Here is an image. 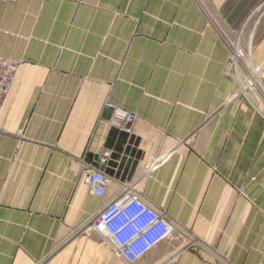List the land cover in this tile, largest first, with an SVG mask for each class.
<instances>
[{"label": "crops", "instance_id": "obj_1", "mask_svg": "<svg viewBox=\"0 0 264 264\" xmlns=\"http://www.w3.org/2000/svg\"><path fill=\"white\" fill-rule=\"evenodd\" d=\"M208 4L0 0V57L19 62L0 109V264H50L61 245L79 249L69 264H128L84 228L122 189L187 235L135 264H264V123L208 20L242 29L264 67V0ZM106 102L137 116L131 135ZM104 153L107 199L83 183Z\"/></svg>", "mask_w": 264, "mask_h": 264}, {"label": "built area", "instance_id": "obj_2", "mask_svg": "<svg viewBox=\"0 0 264 264\" xmlns=\"http://www.w3.org/2000/svg\"><path fill=\"white\" fill-rule=\"evenodd\" d=\"M221 39V33L216 29ZM230 32V31H229ZM235 39V38H234ZM228 52V70L234 75L237 83L235 96L246 100L261 116L264 123V67L253 64L251 57L239 44L229 39H222ZM19 62L0 57V109L18 71ZM239 69L244 71L240 74ZM105 107L111 110L109 125L117 130L131 135L132 125L137 120L134 113L127 112L110 102ZM109 159V154L104 153L98 159L99 169H87L83 176V183L89 191L97 197L107 199V189L112 180L103 171ZM122 196L124 199L120 200ZM113 200L107 201L103 207L95 213L87 222L86 226L105 235L111 243L112 252L118 259L128 264L137 263L160 241L173 237L187 235L179 227L170 221L163 211H157L144 202L142 196L133 189H122L117 192ZM123 211L124 218L133 220L137 212H144L145 218L134 221V226L122 231L125 219L120 215L112 221V215H118ZM154 225V226H152ZM188 245L192 250L197 244L191 240ZM207 255L219 264H230L227 260L220 259L217 255L206 252Z\"/></svg>", "mask_w": 264, "mask_h": 264}, {"label": "rangeland", "instance_id": "obj_3", "mask_svg": "<svg viewBox=\"0 0 264 264\" xmlns=\"http://www.w3.org/2000/svg\"><path fill=\"white\" fill-rule=\"evenodd\" d=\"M197 2L201 6H203L205 8H207L208 5H209L208 4V0H197ZM210 15H211V19H210L209 15H208V20H209L210 24L213 27H215V30L217 29L218 31H220L221 40L222 39L224 41H226L228 39L230 41L235 40L239 44V47L244 49V46L247 43V38L245 36L244 31L242 29H231V28L228 27L226 21H224L220 17L217 19L215 15H212V14H210ZM213 22H214V24H213ZM239 72H240V74H244V71L241 70V69H239ZM237 88H238V86H237ZM78 235L79 234H77L76 236H78ZM61 247H62V245L59 246L54 251V253L51 255L50 260L52 262L50 264H69L71 262L74 263V260L78 259V257H79V249H78V247H76L75 249L72 248L71 250H69V252L68 251L67 252H62L65 248H61Z\"/></svg>", "mask_w": 264, "mask_h": 264}, {"label": "bare ground", "instance_id": "obj_4", "mask_svg": "<svg viewBox=\"0 0 264 264\" xmlns=\"http://www.w3.org/2000/svg\"><path fill=\"white\" fill-rule=\"evenodd\" d=\"M209 15V17H210V19H211V15H210V13L208 14ZM212 21V20H211ZM213 24H214V22H213ZM223 33V32H222ZM225 35V34H224ZM246 53H247V55H248V49H247V43H246ZM249 57H250V55H249ZM125 198V196H122L121 198H120V200H122V199H124ZM113 202H117V200H113ZM122 216L123 218H124V215H123V211H120L119 212V214L118 215H112L113 217H112V221L113 220H116L117 218H118V216ZM145 218V215H144V212H137L136 213V216H135V218L133 219V220H128L127 218H124L125 219V224L122 226V229L120 230V231H122V230H124V229H126V228H128V227H132L133 228V226H134V221H136V220H138V219H144ZM152 226H154V225H152ZM85 229H88V230H91V231H94V232H97V233H99V234H101L102 235V237H103V240H104V243L106 244V245H108L109 247H111L112 248V246H111V243L108 241L109 239L105 236V235H103L102 233H100L99 231H96V230H94V229H92V228H90V226L89 225H87V226H85L84 227Z\"/></svg>", "mask_w": 264, "mask_h": 264}]
</instances>
